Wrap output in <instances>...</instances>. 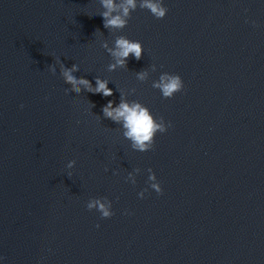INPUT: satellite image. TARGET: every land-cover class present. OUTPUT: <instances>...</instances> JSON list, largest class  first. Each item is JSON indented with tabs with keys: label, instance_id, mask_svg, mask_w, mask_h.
<instances>
[{
	"label": "water",
	"instance_id": "obj_1",
	"mask_svg": "<svg viewBox=\"0 0 264 264\" xmlns=\"http://www.w3.org/2000/svg\"><path fill=\"white\" fill-rule=\"evenodd\" d=\"M164 4L161 19L137 7L107 30L100 0H0L3 264H264V0ZM118 35L143 51L109 71L101 42ZM58 59L108 79L112 96L67 93ZM160 72L183 89L163 98L151 86ZM118 90L171 121L150 150L102 117ZM93 197L113 215L88 210Z\"/></svg>",
	"mask_w": 264,
	"mask_h": 264
},
{
	"label": "clouds",
	"instance_id": "obj_2",
	"mask_svg": "<svg viewBox=\"0 0 264 264\" xmlns=\"http://www.w3.org/2000/svg\"><path fill=\"white\" fill-rule=\"evenodd\" d=\"M100 5L104 9L98 14L102 17L103 27L110 29H123L128 24L130 13L135 11L137 7L147 9L155 18L161 19L167 14V7L164 0H100ZM254 23V22H253ZM103 47L110 55L111 62L107 65L109 71L117 68L126 67L128 58L131 56L135 60H139L142 55L143 45L139 40L130 39L126 35H118L115 37L112 46L109 47L107 41L101 42ZM60 63V75L65 83L70 84L71 88L66 89L67 93L73 92L77 95L82 91L93 94L99 93L103 97L112 96L113 89L108 87L109 80L95 76L93 84L86 77L78 75L80 65H65ZM157 66L152 64L150 69H142L135 73L140 81H146L149 78L150 71L155 72ZM50 71L54 70L49 65ZM151 86L158 89L163 98H171L175 93L181 91L184 87L182 77L178 73L160 72L158 79L152 81ZM119 91V101L114 102L108 100L101 106V114L104 119H109L119 125L123 130V137L130 141L131 148L135 151L144 152L152 148L156 134L163 133L168 127H171V121L165 122L164 118L156 117L148 106L138 100L129 101L125 98L124 92ZM91 107L93 105L91 104ZM97 115V114H96ZM101 117V115H97ZM75 160L67 162V168H73ZM140 172L139 168H135L132 172H128L125 179L135 184L134 176ZM148 187L155 190L158 194L162 192L159 181L151 168L147 169ZM71 175V173H68ZM148 189H142L137 193L139 197H143ZM88 210L95 209L101 218H109L113 215L112 201L107 197H93L86 203ZM99 227V225H97ZM0 264H3V257H0Z\"/></svg>",
	"mask_w": 264,
	"mask_h": 264
}]
</instances>
